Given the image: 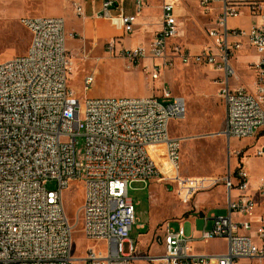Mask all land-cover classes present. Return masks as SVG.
<instances>
[{
	"label": "built area",
	"instance_id": "obj_1",
	"mask_svg": "<svg viewBox=\"0 0 264 264\" xmlns=\"http://www.w3.org/2000/svg\"><path fill=\"white\" fill-rule=\"evenodd\" d=\"M78 17L85 15L78 0H64ZM144 0H135L137 12ZM161 30L149 47L123 49L119 57L129 65L153 61L151 86L167 66V51L179 37L177 3L162 0ZM205 15L220 5L217 25L209 29L211 43L197 55H183L184 63L204 65L220 77L219 97L226 108L224 136L229 140L264 136V6L261 1L196 0ZM116 0H104L101 19L113 20ZM247 9L260 18L250 30L231 29L228 21ZM125 35L135 30L137 16L120 12ZM30 33L25 55L0 63V264H74L76 226L66 212L64 194L81 184L84 200L78 218L84 237L100 245L90 248L85 264H133L139 260L131 232L137 225L136 206L129 198L131 185L159 182L176 185L178 198L187 206L200 193L226 189L228 216L204 217L198 239L207 244L224 240L222 254L194 255L197 240L182 226L164 229V253L146 257L149 264H241L264 262V178L253 188L249 173L238 167L223 178L181 176L182 140L173 137L174 121H182L187 103L163 89L145 98H87L79 100L70 87L71 53L66 23L59 17H23ZM73 37V36H72ZM116 41L109 44L115 54ZM259 60L252 65L255 93L230 87L235 76L232 59L244 47ZM176 52H179L176 49ZM160 61V63H156ZM96 77H86L91 89ZM161 100L171 101L165 105ZM79 138L85 140V161L77 162ZM163 147L173 176H163L152 148ZM245 152V151H244ZM264 157V146L256 153ZM56 183L54 189L48 185ZM74 185V186H73ZM128 245V250L125 246Z\"/></svg>",
	"mask_w": 264,
	"mask_h": 264
},
{
	"label": "rangeland",
	"instance_id": "obj_2",
	"mask_svg": "<svg viewBox=\"0 0 264 264\" xmlns=\"http://www.w3.org/2000/svg\"><path fill=\"white\" fill-rule=\"evenodd\" d=\"M153 5L154 13L158 14L159 0H148ZM180 35L167 51V66L162 69L161 78L150 87L152 94L160 95L163 89L172 93L173 97H182L187 103V114L182 121L172 123L170 134L182 140L181 176L184 178H223L229 170L236 171L238 167L249 173L253 187L264 178V157H257L256 153L264 146V136L257 139L229 140L224 136L226 129V108L219 97V89L215 84V74L204 65L187 64L183 62V55H197L208 47L211 40L208 36L214 20L206 18L203 10L195 0H178ZM261 1L264 6V0ZM63 0H0V63L10 61L26 54L31 35L22 26L21 18L26 16L57 17L62 15L67 21V31L73 28V22L79 24ZM75 14V13H73ZM261 20V19H260ZM259 20V22H260ZM102 22L110 21L102 19ZM74 46L70 47L73 72L70 73L69 83L73 92L83 102L87 98H135L148 93L149 74L144 67H134L132 71L126 69V63L120 57L119 48L116 54L109 53L103 61L97 62L101 53L106 49V43L95 39H86L82 35L73 33ZM122 35V34H121ZM69 37V35H68ZM72 39V38H71ZM142 36L129 34L121 39L123 46L133 48L138 46ZM149 40V39H148ZM147 40V41H148ZM69 42V40H68ZM176 49L179 52H176ZM257 54L251 50V56ZM116 56V57H115ZM160 63V61H156ZM94 75L95 85L84 89L86 77ZM240 76L243 82L254 86V72L242 69ZM256 82V81H255ZM130 84V86H128ZM162 104L171 101L161 100ZM152 155L163 176H173L163 147L151 149ZM245 151V152H244ZM85 140L77 141L76 157L78 163L85 161ZM75 185V186H74ZM65 191L64 199L66 212L71 222L76 226L74 235L75 251L74 264H85L83 261L86 251L99 248L98 245L87 241L84 237L82 220L78 218L79 210L84 200V189L81 184H74ZM56 183L48 185L54 189ZM129 198L136 206L137 225L131 232L134 244L140 248L139 260L133 264H147L146 257L150 254L164 253V246L160 245L165 237L164 229L170 224L172 230L178 232L180 221L197 215L195 204L202 201L203 211L207 213L208 228L213 226V217H227L226 189L218 186L212 192L200 193L190 203L185 205L176 194V185L152 182L147 184L135 183L129 190ZM199 215V214H198ZM144 225L145 229H139ZM205 228V220L197 217L193 222L185 224V231L190 235L197 234ZM128 250V245L125 246ZM198 250L209 253H224L227 243L224 240H213L205 246H196ZM241 264H264L258 261H244Z\"/></svg>",
	"mask_w": 264,
	"mask_h": 264
},
{
	"label": "crops",
	"instance_id": "obj_3",
	"mask_svg": "<svg viewBox=\"0 0 264 264\" xmlns=\"http://www.w3.org/2000/svg\"><path fill=\"white\" fill-rule=\"evenodd\" d=\"M78 1L84 7L85 15L83 17H78V16H76V14H73L75 12H72L70 7L68 6L70 4H68V3H67L68 5L66 4L69 7L72 15L75 18L79 19V24H77L76 22H73L74 26L70 32L67 31V21L64 19V17L62 15H58L57 17L63 18L65 20L66 33H67V36L69 35V37L67 38L68 50L70 49V47L74 46L73 39L75 38L74 37L75 35H73V33L82 35L86 39L88 38V39H95L98 41H102L103 44L105 42H107L106 43V49H104V51L101 53L100 58H98L96 60L97 62L103 61L104 56H106L109 53L110 54L113 53L109 49V44L112 43V41H116L118 43L116 45V49L119 48V51H121L123 49H136L138 47H149L150 44L152 43V41L154 40V38L156 37V35L161 30V17H162V6H163L162 0H159L160 6H158V11H159L158 14H155L153 12L155 7L153 5H151V3L149 4L148 0L143 1V8H142L140 13L137 12L135 0H116L119 3V6L114 7V9L112 10L113 20H108V21H110V23L102 22V19L99 17V15L102 11V8H103L104 0H78ZM173 1H175L177 3V16H178V22H179V16H180L179 15L180 9L178 8V2L179 1L178 0H173ZM229 1L230 2H238V1H257V0H229ZM220 8H221L220 5H215L216 11L211 16L205 15V13H204L206 18H210V19L214 20V22H213L214 26L217 25V17H218V14L220 12ZM120 12H124L126 15H136L137 16L135 30L132 34L136 33V34L142 36V40L140 41L138 46H135L133 48H126L123 46L121 39L125 38L127 35L124 34L123 28H122L120 22L117 21ZM26 17H38V16H26ZM259 20H260V18H256V17L252 16L247 9H244L242 11V15L239 18L231 19L228 21V26L231 29H243V30L248 31L255 24H263V21L260 20V22H259ZM179 24H180V22H179ZM68 40H69V42H68ZM251 50H253V49L246 46V47H244L243 50L236 52L233 59H232L231 64L235 70V76L229 82L230 87L232 89L244 88V89H247L250 93H255V85L252 86L248 82H243L241 79V76H240V71L242 69H247L248 71H253L252 65L259 60V57L256 55L251 56ZM115 54H116V51H115ZM124 62L126 63V69H129L130 71H132L134 67L139 68L141 66L144 68L151 69L153 67V64H154L153 61L148 60V59L142 60L138 65H135V66L129 65L128 62L125 60H124ZM211 71L213 72V74H215V84L217 85V87L219 89L220 88V84H219V81H220L219 78L220 77L212 69H211ZM254 78H255V74H254ZM254 84H255V81H254ZM128 86H130V84H128ZM150 87H151V82H150V77H149L148 93L146 95L142 93L140 97H135V98H145V97L151 96L152 93L150 92ZM253 188H255V187H253ZM202 204H203L202 201H199L198 204H195L196 208H197V215L190 216L188 219L180 221L181 227L183 226L185 228V224H187L189 222H193L194 219L197 217H201L203 219H204V217H207V213H205L203 211L202 206H204V205H202ZM225 206H226V204H225ZM139 229H145V226L140 225ZM202 232L203 231H201L200 233L197 234L196 232L192 231L190 234V236H193L195 239H197L192 244L194 255L222 254V253H209V252H206L205 250L200 251V250H198V248H196V246H205V243L198 240L200 238ZM133 243H134V241H133ZM160 245H163L162 241L160 242ZM135 246L139 252L140 248L137 246V244H135ZM162 254L163 253H159L156 255L150 254V256L151 257H158ZM141 261H145V260H141ZM262 263H264V262H262ZM147 264H149V263H147Z\"/></svg>",
	"mask_w": 264,
	"mask_h": 264
},
{
	"label": "bare ground",
	"instance_id": "obj_4",
	"mask_svg": "<svg viewBox=\"0 0 264 264\" xmlns=\"http://www.w3.org/2000/svg\"><path fill=\"white\" fill-rule=\"evenodd\" d=\"M71 72H73V63H72V68H71Z\"/></svg>",
	"mask_w": 264,
	"mask_h": 264
}]
</instances>
